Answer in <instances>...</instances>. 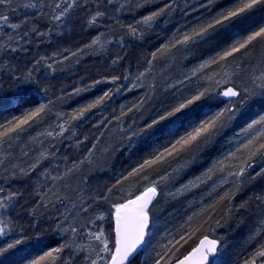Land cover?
<instances>
[{"label":"trees","instance_id":"trees-1","mask_svg":"<svg viewBox=\"0 0 264 264\" xmlns=\"http://www.w3.org/2000/svg\"><path fill=\"white\" fill-rule=\"evenodd\" d=\"M122 2L124 5L118 16L79 22L69 29H64L52 18L50 9L39 7L19 22L18 29L6 28L0 33V97L5 100L22 97L27 101L20 106L0 105V124L45 105L44 112L24 125L23 131L10 133L8 138L0 141V188L13 190L19 206L14 221L21 233L17 238L24 242L17 246L18 256H26L24 264H27L28 260L46 251L62 245L66 248L72 242L68 240V221L74 217L77 220L78 213L84 208L94 217L105 214L107 230L114 238V204L135 197L164 174L169 173V179L175 173L181 174L183 178L178 186L182 188L186 183L192 184L203 178L204 174L210 178L209 172H217L214 179H209L208 185L202 187L205 191L195 193L187 200L183 193L177 194L169 203L171 211L161 215L166 227L182 229L180 238L169 247L176 257H182L202 236L209 235L218 239L221 245H231L228 256L236 259L232 264H244L264 244V155L252 156L242 176L230 173L236 172L250 157L251 150L242 148V153L236 150L238 132L246 130L248 120L264 111V104L260 103L264 99V87L258 79L264 71V40L253 41L247 56L235 53L226 61L204 68L200 65L264 26V6L243 14L242 23L227 31L217 28L212 33L214 39L207 43L198 40L187 47L178 46L169 51L164 45L184 32L206 24L220 11L235 7L239 0H213L211 4L208 0L195 4L191 0H175L172 8L156 17L150 26L139 22L153 12H159L172 0ZM130 25L137 29L136 35L130 32ZM21 35L26 36L25 41L17 40ZM97 39L99 42L93 45L92 41ZM121 40H125L126 47L116 49L115 45ZM158 49L163 51L158 52ZM153 52L157 53L155 60L152 59ZM5 69L11 75L5 76ZM225 71L230 74L231 82L221 84L217 91L235 86L241 94H246L244 90L249 89L252 95L246 94L247 98L243 99L248 110L237 114L241 111L237 104L233 118L226 121L212 142L199 151L177 154L129 176L145 160L169 147L176 136H160L157 129L135 136L133 133H140L160 113L198 91L217 88L215 81L222 79ZM128 75H133L136 83L129 90ZM113 77L119 79L113 82ZM105 92L109 96L102 104L79 119L72 118L79 109L104 96ZM218 108L216 103L211 110L204 109L198 116H202L203 111L213 115ZM100 113L103 114L96 123L106 117L105 125L92 129L89 119ZM191 126L180 128L178 132L184 130V134ZM131 127L130 132H122L123 128ZM161 127L163 125L157 126ZM126 135L128 137L123 139ZM233 153L243 157L229 159L230 167L219 173L221 162ZM67 159L76 164L75 173L82 172L83 178L77 180L73 171L68 175V181L64 178L53 186L52 193L47 191L48 186H43L44 172L49 171L47 168L52 164H66ZM177 168L180 169L178 172ZM160 191L163 194L164 188ZM226 192L229 198L221 200ZM155 202L149 211L151 218L159 213ZM159 251L165 253L166 249ZM56 257L54 253L55 260ZM263 260L260 258L257 264H262ZM133 264L147 263L137 256Z\"/></svg>","mask_w":264,"mask_h":264},{"label":"snow or ice","instance_id":"snow-or-ice-1","mask_svg":"<svg viewBox=\"0 0 264 264\" xmlns=\"http://www.w3.org/2000/svg\"><path fill=\"white\" fill-rule=\"evenodd\" d=\"M74 2L75 0H73V3ZM108 2L111 3L112 0H108ZM212 2L213 0H208L209 4ZM11 3L12 0H0V5H8ZM174 3L175 0H172V3L165 5V7L161 8L159 12H153L151 15L145 16L139 23L150 26L156 17L162 15L166 9H171ZM72 6V4H68L67 7L62 8L60 14L56 15L54 19L60 20L62 16L67 14L68 9ZM204 6L205 5H202V7ZM258 6H264V0H239L235 7H228L225 10L220 11L206 24L194 27L190 32H184L181 37L174 38L173 42L164 45V49L170 51L178 46L187 47L198 40L207 43L209 40L214 39L212 33L216 32L217 28L225 29V31H227L229 27H235V24L242 23L240 18L243 14L252 11ZM22 7L26 9L35 8L36 4L29 2L23 4ZM56 8H61V5L57 4ZM13 11H15V9H13ZM103 15V12L98 11L92 18L93 22L95 21L96 16ZM9 19L10 17L8 15L0 14V21H3L5 24H8ZM8 26L13 29L20 27L18 24H9ZM129 30L133 35L137 34V29L131 25L129 26ZM257 38L264 40V26H260L258 30L250 32L242 40H237L235 43L231 44L222 53H218L217 56L205 61L200 65V68L207 67L211 64H217L220 61H226L229 57H233L235 53H242V55L247 56L249 45H251L253 41H256ZM98 42V39L93 40L92 44L95 45ZM157 51L160 52L163 50L158 49ZM156 58L157 53L153 52L152 59L155 60ZM65 59H67V57H65ZM37 63H39V61H37ZM113 63H116V61H113ZM149 65H151V61H149ZM49 67H51V65H49ZM222 67L226 68L227 65H222ZM236 68H240V65H236ZM29 75H31V73H29ZM142 75L143 73H141V76ZM117 79H119V77L112 78L113 82ZM209 79H211V77H209ZM258 79L261 81L260 86L264 87V71L261 72ZM230 82V74L225 71L222 75V79L215 81L217 88H205L198 91L195 95L185 98L177 105L160 113L156 118L152 119L150 123H147L140 130V133H133L135 136L157 129L160 136H175L180 128L194 125L191 126V130L186 131L183 135L179 136V138L171 143L169 147L157 152L152 158L145 160L138 168L133 169L132 172L129 173V176H135L145 168L165 162L168 158H174L177 154H192L199 151L203 146L211 143L218 132L225 126L226 121L233 118L235 114L234 109L232 106L226 105L213 115H209L208 111H203L202 116H198V113L204 109L211 110L213 105L217 103L216 96L232 98L240 95V92L235 86L227 87L222 91H217L221 84H229ZM253 83H255V80ZM244 91L246 94L252 95V92L249 89H245ZM213 93H216V96H214ZM108 96L109 93L105 92L104 96L79 109L78 113L72 118L79 119L84 113L91 111L93 108L102 104ZM201 101L204 103H199ZM4 103L13 106H20L22 103H27V101L22 97H13L7 100L0 97V105ZM219 103H223V101L221 100ZM260 103L264 104V99H261ZM136 107L139 108V105ZM44 110L45 105L42 104L40 107L32 111L26 112L23 116L15 117L6 124H0V141L4 138H8L10 133L23 131L24 125H27L34 117H39ZM129 111H131V109H129ZM117 119H119V117H117ZM197 119H199L198 123H196ZM159 125H163V127L157 128ZM257 126H259V130L256 131L255 135L243 146L245 150H251L249 160H245L243 165L240 166L236 172L230 173L231 175L242 176L245 168L249 165L252 156H255L257 153L264 155V142H262L264 141V115H261L259 120H255L249 124L246 131H252L256 129ZM48 135L51 136L52 133H48ZM153 135L155 134L153 133ZM156 138L158 139L159 137ZM129 139H131V137ZM232 156L234 157L235 153H233ZM216 167L217 166L214 165V168ZM209 171H213V169H209ZM125 179H127V177H125ZM144 179H147V177H144ZM119 183L120 181H117V184ZM155 183L156 182L153 181V186L145 188L143 192L136 195L134 199L128 198L123 203H116L113 205L115 210L114 238L111 234L106 236L102 228L99 230L98 234L89 233V238H94L99 241L100 245H102V247L96 252L97 259H91L90 264H98V261L100 260L103 261V264H133L141 248L148 244L146 237L151 235L149 232L151 217L149 215L148 206L156 195ZM3 191L4 190L0 188V192ZM109 192H111V189ZM14 195L15 194H9L6 198L8 203L5 202V198H0V214H2L4 210H7ZM226 198H229V193L227 192L224 196L220 197L221 200ZM83 210L87 211V208H84ZM97 219L104 220L105 217L101 215L98 216ZM191 219L192 218L190 217L189 221H191ZM8 223H10V221L0 220V237L7 236L6 225ZM75 231L76 229H73V232ZM181 239H183V236ZM110 241L111 246H109ZM23 242L22 239L17 238L0 243V264H24L27 257L18 256L16 251L17 246L21 245ZM172 243L173 241L170 240L169 245H172ZM217 243L216 240H208V237L205 236L199 241L197 246L191 249V251L182 254V257H176L175 251L166 245L164 255L158 254L160 255V258L155 261V264H160V261L164 260V256L169 257V259L164 260V264H171L173 259L175 260V264H215L214 259L210 260V256L215 257L217 253ZM63 247L64 245L54 248L51 251H46L43 255L28 260L27 264H44L45 261H48V264H55L54 253H60ZM101 253H104L105 255L102 256ZM260 258H264V244L257 248L255 253L249 259L244 261V264H257ZM88 259L89 257H85L86 261ZM262 264H264V262H262Z\"/></svg>","mask_w":264,"mask_h":264},{"label":"rangeland","instance_id":"rangeland-1","mask_svg":"<svg viewBox=\"0 0 264 264\" xmlns=\"http://www.w3.org/2000/svg\"><path fill=\"white\" fill-rule=\"evenodd\" d=\"M122 1L112 0V2L109 3L108 0H75V2L73 3V0H12V3L8 4L7 6L2 7L0 5V14H5L10 17L8 24H5L3 21H0V33L2 32L3 29H6V28L11 29V27L8 26L9 24L19 25V22L23 21L25 19V16L28 13L37 11L39 7L40 9H48V10L50 9L52 18L54 19L56 15L60 14L62 8L67 7L68 4H72L73 6L68 9L67 14L62 16L60 20L54 19L58 23H61L64 29H69L76 23H79V22L89 23L93 21L92 18L95 16V14L98 11L103 12L105 15L96 16L95 20L98 19L99 17H104V16L111 17V18L113 16H118L119 11L123 8V5H124V2ZM191 1L195 4L196 2L201 1V0H191ZM29 2L36 4V7L28 8V9L22 7L23 4L29 3ZM57 4H60L61 8H56ZM13 9H15V11H13ZM114 39L112 40V42L115 41ZM17 40L20 42L25 41L26 36H22V35L18 36ZM124 42L125 40L124 41L121 40V42L117 43L116 45L114 44L116 49L118 48L119 50H121L124 47H126V44H124ZM5 73H7L5 76L11 75L7 69H5ZM133 79H135L133 75H128V79L126 80L128 90L132 88V84L134 85L136 84ZM1 80H2V74H0V81ZM229 87H232V86H229ZM214 96H216V94H214ZM246 98H247L246 94H241V93L237 97H232V98H224V97L216 96V100H217V104L219 105V108L215 112L219 111L221 108L225 107L226 105L232 106L234 111H236L235 109L237 108L236 106L237 104H240L238 105V108L239 110H241L237 114L246 112L249 108V106H246V107L244 106L243 99H246ZM221 100L223 101V103H219V101ZM102 114L103 113H100L99 115L95 114L89 119V122H91V126L93 127L92 129H97L101 127L102 125H105L103 124V122L107 120L106 117H104L103 119L101 118V122L96 123L97 119H99L100 115ZM261 115H264V111L258 113L255 118L248 120L247 127L253 121L259 120ZM61 126L63 127V123L62 125H60V128H62ZM131 129L132 127L128 129L123 128L122 132H128V131L130 132ZM258 130H259V126H257V128L252 131H246L243 129L240 130L237 135L238 136L237 141L235 142V144L238 146L236 150L241 151V149L244 148L243 147L244 144H246L248 140L252 138L255 135V132ZM183 132L184 130L178 132V134H176V136L174 137V141L178 139L179 136L183 135ZM115 133H118V132L116 131ZM127 137L128 135H126L123 139H126ZM123 139H121L120 141H122ZM85 141H89V140H85ZM242 152L243 151H241L240 153ZM1 157L4 158L5 156L1 155ZM242 157H243L242 154H238L234 157L227 156L226 158H224V161L219 166L220 167L219 173L223 172L224 169L226 170L228 167H230V165L227 163L229 159L236 160ZM65 163L66 164L64 165L62 164L59 165L58 163L52 164L51 166L47 168L49 171L44 172V175H43L44 185L43 184L42 185L44 187L48 186L47 191L52 193L54 189L53 186L58 184L59 181L63 180L64 178L66 179V181H68V178H69L68 175L73 171H74V175H76L77 180H79V178L81 177L82 172H80L79 174L75 173V170H76L75 163H73L70 159H67ZM187 163L188 161L185 163V165H187ZM173 170L174 169H172L171 172H173ZM178 170L180 169L177 168L176 171L178 172ZM246 171L249 172L248 169ZM209 173L211 174L210 178L208 177L207 174H204L203 178H198L192 184L186 183L185 185H183L182 188L178 186L182 182L183 177L181 174L179 176V174L177 175L175 173L174 174L175 176L169 179L167 178V176L169 175L168 173V175L164 174L153 180L156 182L155 187L158 189V196L160 195L159 201L158 202L154 201L157 204L155 208H157V211L159 213L155 217L151 218V225L149 228V232L151 233V235L147 236V239H146L148 241V244H146L143 250L138 254V257H140L144 262H146L147 264L154 263L157 259L160 258V255L164 254V253H160L161 251H159V249L164 248L166 245L170 246L169 245L170 240L173 241V243H175L176 239L180 238L179 235L182 234V229H175L176 227H166V225H164L163 223L164 221L161 215H165L167 212L171 211L170 209L172 208V206L169 205V203L173 199H175L174 197L177 194L183 193L184 197L186 198L184 200H187L190 197L195 196L194 195L195 193L198 194L202 190L205 191V188H202V187H204L206 184L208 185L209 179L213 180L215 175L217 174V172H209ZM73 178L75 177L73 176ZM161 187L164 188V192H162L163 194H160ZM208 188L206 186V189ZM2 189L4 191L0 192V198H5V202L8 203L6 198L9 196V194H14V192L13 190L9 188H2ZM81 192L84 193V188H82ZM16 200H17V197L16 195H14L7 210H4L2 214H0V220L10 221V223L6 225L7 236L0 237V243H3L5 241H11L21 236V233L19 232L18 228L16 229L15 221H14V215L19 214L18 212L19 206ZM74 208H76V206H74ZM78 215H79V218L77 220H75L77 217H74V219H72L71 222L68 221L67 226H69V231H70L68 240H72V242L69 245H67L66 248H63L60 253L58 254L56 253L57 257L55 260V264H90L91 259H97L96 252L99 250L100 247H102V245H100L99 241L95 240L94 238H89V233L98 234L99 230L102 228L106 236L110 234L106 227L105 214L100 213L94 217L92 215V212L83 211L81 213H78ZM101 215L105 217L104 220L97 219V217ZM76 216H77V213H76ZM73 229H76V231L73 232ZM16 233H17V236H16ZM109 246H111V241L109 242ZM230 246L231 245H228L227 243L224 245L220 244L219 250L216 256L213 258L215 261V264L234 263L236 259L234 258L231 259L230 256H228ZM101 255L103 256L105 254L101 253ZM85 257H89V259L86 261ZM166 257L168 256H164V260H166ZM164 260H161L160 262H164ZM98 264H103V261L102 260L98 261Z\"/></svg>","mask_w":264,"mask_h":264},{"label":"water","instance_id":"water-1","mask_svg":"<svg viewBox=\"0 0 264 264\" xmlns=\"http://www.w3.org/2000/svg\"><path fill=\"white\" fill-rule=\"evenodd\" d=\"M153 186V185H152ZM149 187H151V186H149ZM143 192V191H142ZM140 194V193H139ZM138 194V195H139ZM158 196V189L156 188V195L154 196V198H153V200H152V202L149 204V211H150V209H151V207H152V205H153V203H154V201H155V199H156V197ZM135 197H133V198H131V199H134ZM149 215H150V212H149ZM150 217H151V215H150ZM113 223H114V226H115V216L113 215ZM205 236H207L208 237V240H216L218 243H217V245H216V247H217V252H218V250H219V246H220V242H219V240L218 239H216V238H213V237H211V236H209V235H204L203 237H201L200 239H199V241L201 240V239H203ZM147 238V237H146ZM199 241L197 242V244L195 245V246H197L198 244H199ZM194 246V247H195ZM143 250V248H141V250L139 251V253L141 252ZM191 251V250H190ZM138 253V254H139ZM217 254V253H216ZM138 256V255H137ZM216 256V255H215ZM214 257H211L210 256V260H212ZM171 264H175V261L173 262V263H171Z\"/></svg>","mask_w":264,"mask_h":264}]
</instances>
